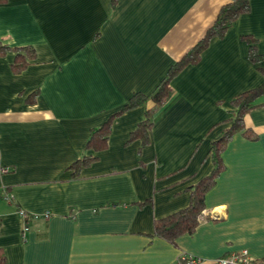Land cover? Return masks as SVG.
Returning <instances> with one entry per match:
<instances>
[{"label": "crops", "instance_id": "obj_1", "mask_svg": "<svg viewBox=\"0 0 264 264\" xmlns=\"http://www.w3.org/2000/svg\"><path fill=\"white\" fill-rule=\"evenodd\" d=\"M230 1L0 0V42L37 53L20 73L12 68L15 51L0 54L7 264H171L182 252L212 260L244 249L262 261L264 106L245 117L257 138L238 133L224 150L226 168L204 209L218 218L175 243L153 234L155 220L187 207L191 188L212 171L211 143L229 126L233 97L264 83V60L252 63L242 38H257L264 54V0H251L250 12L211 41L201 62L174 78L148 145L127 141L152 102L117 116L98 159L76 177L69 170L86 152L90 130L132 94L153 91ZM20 208L39 215L25 235Z\"/></svg>", "mask_w": 264, "mask_h": 264}, {"label": "trees", "instance_id": "obj_2", "mask_svg": "<svg viewBox=\"0 0 264 264\" xmlns=\"http://www.w3.org/2000/svg\"><path fill=\"white\" fill-rule=\"evenodd\" d=\"M118 0H112V6L117 5ZM251 0H231L224 4L217 15L216 20L209 27L205 35L190 49L180 60L170 66L166 75L162 78L156 88L150 93L136 92L128 101L115 113H113L104 123L90 130L86 144V152L80 159L75 161L69 170L74 177L93 161L98 159L97 153L103 151L108 146V141L112 134L114 119L132 109L145 106L152 102V106L146 108L144 119L131 132L127 143L140 140L142 146L151 142L150 130L153 126L155 113L169 100L174 94L172 82L186 67L198 65L201 62L203 52L209 47L214 38H224L228 30L238 18L250 12ZM242 38L248 44V58L254 64H259L264 60V54L260 52L258 39L252 35H244ZM15 51L16 56L12 63L14 72H22L37 56L33 46L10 47L0 42V54L5 55L8 51ZM35 92L28 99L34 101ZM264 83L245 90L235 95L231 101L233 116L226 120L229 126L226 127L222 135L211 143L210 157L213 162V169L207 176L203 177L190 190V202L187 207L176 211L168 216L157 219L154 222V237L166 239L175 243L184 234L193 233L200 224L199 215L206 208L205 198L208 191L216 184L217 178L225 170L226 165L223 153L229 142L238 133H243L250 139H256L257 134L246 127L245 117L255 108L264 106ZM92 152V153H87ZM95 153V154H94ZM261 263H264V258ZM0 264H7V257L0 249Z\"/></svg>", "mask_w": 264, "mask_h": 264}, {"label": "built area", "instance_id": "obj_3", "mask_svg": "<svg viewBox=\"0 0 264 264\" xmlns=\"http://www.w3.org/2000/svg\"><path fill=\"white\" fill-rule=\"evenodd\" d=\"M10 170L11 169L9 167L1 168L2 173H8L10 172ZM6 199L11 200L12 199L11 194H7ZM18 213L24 220L23 234L25 235V233L30 229L29 220L32 218V216L33 218H38L39 215H31L22 208L19 209ZM50 215L51 214L49 211L44 213V216L46 218H49ZM211 218L216 219L218 218V215H216V213L213 211H206V210H203L202 213L199 215V221L201 222L207 221L208 219H211ZM203 263H206V264H264V263H261L260 261L253 259L249 251L245 249L239 252H233L228 255H223V256L217 257L212 260H204L196 255L182 252L181 255L177 257L175 261L171 264H203Z\"/></svg>", "mask_w": 264, "mask_h": 264}]
</instances>
